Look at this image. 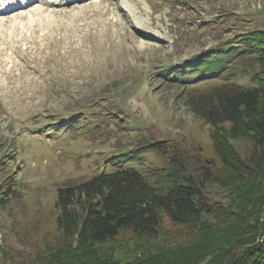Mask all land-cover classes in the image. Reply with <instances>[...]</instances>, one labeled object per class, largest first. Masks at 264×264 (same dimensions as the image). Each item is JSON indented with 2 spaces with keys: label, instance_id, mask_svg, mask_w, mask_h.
<instances>
[{
  "label": "rangeland",
  "instance_id": "1",
  "mask_svg": "<svg viewBox=\"0 0 264 264\" xmlns=\"http://www.w3.org/2000/svg\"><path fill=\"white\" fill-rule=\"evenodd\" d=\"M14 1L13 11L0 8V184L19 182L20 189L0 206V263L41 261L62 238L57 188L111 169L109 158L117 161L123 151L165 142L166 152H146L140 166L182 162L194 174L203 166L221 173L212 126L193 109V100L220 80L174 83L163 72L190 65L185 61L235 34L264 28V0H25L24 8V0ZM234 143L249 156L250 139ZM230 194L219 182L207 183L211 204L228 207ZM234 225L221 231L234 236ZM198 236L165 216L158 235L127 229L106 246L131 264L146 249L155 253Z\"/></svg>",
  "mask_w": 264,
  "mask_h": 264
},
{
  "label": "trees",
  "instance_id": "2",
  "mask_svg": "<svg viewBox=\"0 0 264 264\" xmlns=\"http://www.w3.org/2000/svg\"><path fill=\"white\" fill-rule=\"evenodd\" d=\"M185 63L190 65L180 70L166 66L164 79L186 84L206 76L220 80L193 100V109L212 126L221 173L216 175L203 166L194 174L182 162L168 168L150 165L151 170L140 166L148 151L166 152L169 147L165 142L149 144L148 151H139L141 147L123 151L117 161L112 156L111 169L57 188L55 206L62 238L34 264H127L114 258L106 246L108 241L127 229L154 237L165 216L191 226L199 236L155 253L146 249L143 257L131 264H264V28L235 34ZM72 122L58 131H65ZM50 129L57 128L51 124ZM241 138L251 140L248 157H243L234 143ZM159 169L167 170L156 172ZM211 181L231 190L228 207L206 200ZM17 184H0V193L6 196H0V206H5L4 199L18 198ZM211 215L218 220L205 219ZM232 222L234 236L224 233ZM1 254L6 256L3 251Z\"/></svg>",
  "mask_w": 264,
  "mask_h": 264
},
{
  "label": "bare ground",
  "instance_id": "3",
  "mask_svg": "<svg viewBox=\"0 0 264 264\" xmlns=\"http://www.w3.org/2000/svg\"><path fill=\"white\" fill-rule=\"evenodd\" d=\"M31 1L33 2L34 0H30V2ZM16 2L17 1H14V0H7L6 2L4 1V3L2 2V4H0L1 5L0 8L2 9L3 12H6L7 10L13 11L11 9L14 8V7H16V4H15ZM23 2H21V4L22 5L25 4V6L19 5L21 8L27 7L29 5V2L25 1L24 4H23ZM123 7H125V6H123Z\"/></svg>",
  "mask_w": 264,
  "mask_h": 264
},
{
  "label": "built area",
  "instance_id": "4",
  "mask_svg": "<svg viewBox=\"0 0 264 264\" xmlns=\"http://www.w3.org/2000/svg\"><path fill=\"white\" fill-rule=\"evenodd\" d=\"M261 219L264 220V207H263V214L261 216Z\"/></svg>",
  "mask_w": 264,
  "mask_h": 264
}]
</instances>
